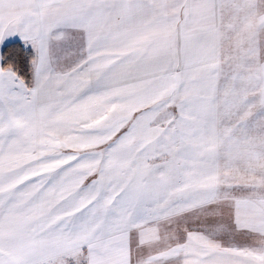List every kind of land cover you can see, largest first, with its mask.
<instances>
[{
  "label": "snow or ice",
  "instance_id": "snow-or-ice-1",
  "mask_svg": "<svg viewBox=\"0 0 264 264\" xmlns=\"http://www.w3.org/2000/svg\"><path fill=\"white\" fill-rule=\"evenodd\" d=\"M0 264H264V0H0Z\"/></svg>",
  "mask_w": 264,
  "mask_h": 264
}]
</instances>
